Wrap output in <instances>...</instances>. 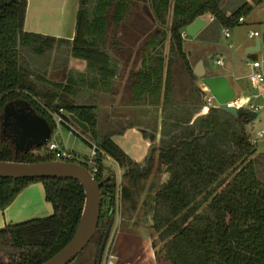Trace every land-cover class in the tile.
Returning a JSON list of instances; mask_svg holds the SVG:
<instances>
[{"label": "trees", "instance_id": "obj_1", "mask_svg": "<svg viewBox=\"0 0 264 264\" xmlns=\"http://www.w3.org/2000/svg\"><path fill=\"white\" fill-rule=\"evenodd\" d=\"M259 1L244 0L227 9L224 0H79L75 35L69 41L72 55L85 59L101 75L105 69L113 73L104 45L109 30H115L114 37L120 32L117 41L125 60L133 53L141 59V68L128 75L137 101L147 94L162 108L158 158L169 178L148 191L141 204L142 215H150V226L162 244L159 264H264V152L250 143L246 130L250 122L242 116L207 105L208 112L197 116L205 105L204 91L196 82L182 37L185 27L205 14L214 17L215 27L238 25L239 18ZM26 7L27 0H0V114L7 102L25 100L47 119L52 134L54 114L62 108L70 120L73 113L88 124L89 132L83 133L99 148L95 178L100 181L112 173L104 167L106 154L117 162L122 175H132L130 184L138 183L149 165L142 169L133 164L110 134L99 132L96 106L74 104L60 82L48 81L51 88H44L34 81L22 62L23 48L40 53L54 38L25 31ZM166 41L169 51L164 63L160 50ZM151 51L159 53L153 64L148 63ZM50 159H54L52 154L15 153L12 142L0 136V160ZM36 179H42L53 212L0 227V247L15 250L6 261L0 258V264H41L64 247L76 230L85 194L73 179L0 178V209ZM134 192V188L121 187L120 227L131 225L128 212L137 209ZM115 193L112 173L100 186L99 221L87 244L95 247L88 255L81 251L80 261L69 264H96L115 215ZM124 198L129 204L123 203ZM156 244L153 241L152 247Z\"/></svg>", "mask_w": 264, "mask_h": 264}, {"label": "crops", "instance_id": "obj_2", "mask_svg": "<svg viewBox=\"0 0 264 264\" xmlns=\"http://www.w3.org/2000/svg\"><path fill=\"white\" fill-rule=\"evenodd\" d=\"M246 1L251 2V0ZM78 6L79 0H27L24 20L25 31L54 38L51 47L45 48L43 52L38 53L31 61L28 60L25 63V66L31 70L34 81L44 88H51L48 81L60 82L70 91V98L74 104L96 106L99 131L103 130V132L111 134L114 132L115 134L113 135L119 134V132L113 130L118 122L114 123L117 115H123V118L127 119L139 113L149 112L157 117V129L160 131L162 125L161 106L154 104L151 97H148L147 94H145V98L142 101H137L135 91L128 84L130 71L141 68V59L137 60L135 53H133L129 61L125 60V53L119 48L120 42L117 41L120 32H116L117 35L114 37L113 32L115 30H109L108 40L104 45L110 56L109 64L113 73L106 72L105 69L104 75H101L96 68L90 67L85 59L72 55L69 41L75 35ZM209 16V14L203 15L206 20ZM243 22H245V19ZM210 24V22H207V25L197 35L205 31ZM197 35L189 40L186 39L187 35L183 37V50L191 65L192 61H194L192 67H195L194 65L199 60H202L206 75L225 76L229 80L231 87L235 90V95L239 80H244L247 90L250 93L253 92L254 89L245 76L247 69L242 66V58L244 56L242 53L243 44L238 43L234 47L232 44H229L228 48H224L219 42L215 41L214 36L212 45L210 41L196 39ZM186 45H190L188 50L185 49ZM201 45H206L207 47L198 52L197 50ZM166 46H168V41H166L165 47L160 50L164 63L168 59L169 51V46L168 48ZM245 46L248 48L251 45ZM158 54L155 51H151L148 63L153 64L154 58ZM211 54H213V62L216 59L222 61L220 65L223 68L220 70L213 69V72L207 73L204 59L206 56H211ZM224 60H226V63H224ZM197 84L203 88L200 81ZM243 98L251 101L250 94L247 97L243 96ZM63 125L68 127L65 124ZM57 126L58 124H56ZM69 130L71 131L70 128ZM152 136L154 137V135ZM152 136L146 138L147 145L151 144L149 141ZM116 144L124 150L119 143ZM52 212L53 207L45 198L43 183H28L9 205L3 210L0 209V227L47 216ZM119 225L120 216L115 236L119 232Z\"/></svg>", "mask_w": 264, "mask_h": 264}, {"label": "rangeland", "instance_id": "obj_3", "mask_svg": "<svg viewBox=\"0 0 264 264\" xmlns=\"http://www.w3.org/2000/svg\"><path fill=\"white\" fill-rule=\"evenodd\" d=\"M242 1L244 0H224V4L227 9H233L238 3H241ZM251 1L255 2L256 0ZM244 19L245 22H239L238 25L233 27H215L213 29V25H211L205 31L197 35L196 39L210 41L213 45L214 33L215 41L219 42L224 48H228L229 44H232L234 47L236 44L242 43L244 46L242 50V53L244 54L242 58V66L247 69L246 61L257 59L262 61L264 72V43L261 44L259 51L253 53H247L245 46L253 45L256 38L250 37L248 35L249 30H258L261 32L264 30V0H260L258 3H253L252 10L250 13L245 15ZM225 28H228L230 31L229 38L224 36L223 30ZM186 39L189 40L192 39V37L187 35ZM48 45V48L51 47L53 42H50ZM189 46L190 45H186L185 49L188 50L190 48ZM200 47L197 50L198 52H201V50L207 46L201 45ZM166 48H168V46H166ZM22 54V62L24 63H26L28 60L31 61L33 57L38 55V53L33 52L30 48H23ZM213 59V54H211V56H206L204 59L205 66L208 71L207 73L210 71L213 72V69L220 70L223 68L222 65L213 62ZM224 63H226V60H224ZM193 64L194 61H192V65ZM198 81H200L203 87L205 86L199 77L196 79V82ZM237 83L238 86H236V96L247 97L250 94L251 102L260 105V108L257 111V116L253 120L255 127L251 130L250 124L247 125V132L250 134L251 131L254 132L255 130L259 129L264 130V92L258 97H252L254 93L259 91H253L250 93L249 90H247V85L244 80H239ZM207 112L208 109L205 103V105H203L198 110L197 116L205 115ZM115 118L117 119L114 121V123L116 124V122H118L113 130L119 132V134L113 135L115 134L114 132L111 134L108 132H103V130H100L99 132L112 135V140L115 143H119L123 147V151L132 160L133 164L135 163V165L142 169L149 165V168L147 167L146 174L140 177L141 179L138 181V183L130 184L129 179L132 177V175H122V169L119 167L117 162L112 158L107 159L104 157V167H106V170L113 172L116 182V211L113 217L114 224L112 223L111 225L110 236L105 244L100 264L106 263L109 249L115 255V264H159L157 259L159 257L162 258V244L156 239L157 235L150 226V215L144 217L141 210V204L147 192L156 190L162 184V182L169 178V172L166 168V165L162 164L158 158L160 149L157 146L160 145V139L162 138L160 136V131L157 129L158 120L157 117L152 115L150 112L139 113L138 115H133V117L131 116L127 119L123 118V115H117ZM152 135H154V137L149 141L151 144L147 145L146 138ZM49 141H56L61 151L71 152L73 159L90 166V162L88 161L91 151L90 143L95 142L91 139V137H88V135L77 134L73 131H70L68 127L60 123L57 127H55ZM153 147L157 148L152 151L151 149ZM256 148L258 151L264 152V136L257 141ZM33 152L40 155L52 154L54 159L58 158L53 155L52 151L47 149V146H43L37 150H34ZM34 182L43 183L42 179L31 180L29 183L31 184ZM122 186L128 188L129 190L134 188L135 192L133 198L136 201L137 209L128 212L131 217V225H124V227L119 226V232L115 236V231L120 216V191ZM125 200L126 199L124 198L123 203L126 202ZM126 204H129V202L127 201ZM126 204H123V206ZM128 213H126V215ZM144 218L146 222L145 224H142ZM153 241L157 243L156 248L152 247ZM94 247L95 246L91 243L90 245L86 246L84 250H82V253H80L82 255L83 253L88 255V253L93 250ZM13 253H15V250L9 246L0 247V258L2 259H8V257ZM79 254L71 262H79L82 258Z\"/></svg>", "mask_w": 264, "mask_h": 264}, {"label": "water", "instance_id": "obj_4", "mask_svg": "<svg viewBox=\"0 0 264 264\" xmlns=\"http://www.w3.org/2000/svg\"><path fill=\"white\" fill-rule=\"evenodd\" d=\"M206 25V18L199 16L185 27V32L187 35L194 37ZM262 43H264V30L261 36L255 38L254 44L246 48V52L253 53L259 51ZM193 71L222 109L229 111L233 115L242 116L246 122L253 121L256 118L257 112L255 111L235 106H226L225 103L235 97V90L231 87L229 80L225 76L206 75L202 60L197 62ZM16 105L19 106L16 107ZM1 116L3 117L2 124H10L13 130L11 142L15 153H26L47 145L52 131L51 125L27 101L14 100L7 102L3 107ZM69 118L81 130L86 133L89 132V126L86 122L80 120L73 113L69 114ZM112 173H109L99 181L87 166L62 158L31 162L0 160V178L73 179L78 181L83 187L85 194L84 204L72 238L64 247L41 264H69L87 246L96 231L99 221L101 206L100 186ZM112 222L113 219L111 220ZM100 260L101 255L98 257L96 264H100Z\"/></svg>", "mask_w": 264, "mask_h": 264}, {"label": "built area", "instance_id": "obj_5", "mask_svg": "<svg viewBox=\"0 0 264 264\" xmlns=\"http://www.w3.org/2000/svg\"><path fill=\"white\" fill-rule=\"evenodd\" d=\"M213 19L214 17L210 15L209 18L207 19V22H211L213 21ZM243 21H244V17H240L239 22H243ZM223 33L225 37H229L230 35L228 28H225L223 30ZM261 34H262L261 31L249 30L250 37H258V36H261ZM186 35H187L186 32L183 31L182 37ZM215 62L219 64L222 63L220 59H216ZM246 67H247V70H246L245 76L247 78V81L251 84V87L254 89V91H259V92L254 93L253 97H258L259 95H262L264 92V72H263L262 61H259L257 59H254L252 61H246ZM202 89L204 91V101L206 105L221 108L220 104L214 99V97L211 95L209 90L204 87ZM225 104L228 107L235 106L237 108L247 109V110H251L255 112H257L258 109L260 108V105L251 102L249 99L243 98V96H236V95L232 100L227 101ZM64 114L66 113L62 108H60L59 111L54 114L56 124H60V123L65 124L71 129V131L77 134H80V135H84L83 133L84 131L81 130L71 119L68 120L64 116ZM249 124L252 130L255 127V124L253 123V121H250ZM263 136H264V130L262 129L255 130L254 132L251 131V133L249 134V141L251 144L255 145L257 141ZM49 140L46 146L48 150L52 151L54 156L65 159V160L73 159V155L71 154V152L61 151L56 142L49 141ZM90 145H91V151H90V156L88 158V161L90 162V166L88 167H89L90 172L95 176V174L98 172V169H99L98 163L96 161L99 148L96 143H90ZM105 158L111 159V157L106 154H105ZM114 259H115V255L109 249L108 257H107L105 264H115Z\"/></svg>", "mask_w": 264, "mask_h": 264}, {"label": "flooded vegetation", "instance_id": "obj_6", "mask_svg": "<svg viewBox=\"0 0 264 264\" xmlns=\"http://www.w3.org/2000/svg\"><path fill=\"white\" fill-rule=\"evenodd\" d=\"M19 105H16V107H18ZM2 114V112H1ZM0 114V136L3 138V139H7L9 141H11V135L13 134V130L11 129V125L8 124V125H5V124H2V121H3V117L1 116ZM113 223V222H112ZM112 223L110 222L106 232H105V235H104V238H103V241L101 243V246H100V249H99V255L98 257L101 255V259H102V255H103V251H104V248H105V244L110 236V232H111V225ZM100 250H101V254H100ZM3 260H7V259H3ZM98 260V258H97ZM97 263V261H96ZM100 263H101V260H100Z\"/></svg>", "mask_w": 264, "mask_h": 264}, {"label": "bare ground", "instance_id": "obj_7", "mask_svg": "<svg viewBox=\"0 0 264 264\" xmlns=\"http://www.w3.org/2000/svg\"><path fill=\"white\" fill-rule=\"evenodd\" d=\"M204 87H206V86H204ZM207 88V87H206Z\"/></svg>", "mask_w": 264, "mask_h": 264}]
</instances>
